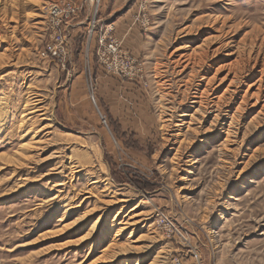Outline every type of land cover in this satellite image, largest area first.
Masks as SVG:
<instances>
[{"label":"rangeland","instance_id":"rangeland-1","mask_svg":"<svg viewBox=\"0 0 264 264\" xmlns=\"http://www.w3.org/2000/svg\"><path fill=\"white\" fill-rule=\"evenodd\" d=\"M263 59L264 0H0V264H264V99L229 125ZM208 64L244 76L219 124Z\"/></svg>","mask_w":264,"mask_h":264},{"label":"bare ground","instance_id":"bare-ground-1","mask_svg":"<svg viewBox=\"0 0 264 264\" xmlns=\"http://www.w3.org/2000/svg\"><path fill=\"white\" fill-rule=\"evenodd\" d=\"M210 45H211V42L207 41V39H206V40H204V43L201 46H199L198 48L193 50V56L196 58V60H194L193 58L191 60V58L189 56L180 54L179 55L180 59L176 60V66H177V69H178V74L179 75L180 74L183 75L189 68H192L193 69L192 71L195 73V71H198V70H196L194 68L195 66L196 67L200 66L201 69H204L205 67L202 68L204 66L203 64L206 63L204 60H205V57H208L207 52L205 54L204 50H205V48H208ZM215 54H216V52H215ZM235 55L236 54H232L233 57ZM259 58H260V54L259 53L257 55H255V58H253L255 60V66L259 65L258 64ZM203 62H205V63H203ZM207 68H210L211 70L210 69L209 70L206 69L207 71L206 72L204 71L205 74H202L200 76L201 77V86L203 88L201 87L202 89L200 88V90L197 93V95L195 96V98H193V103L192 104H194L195 107H196L195 108V113L196 114L197 113L201 114L203 116V118L204 117H208L211 114V115L214 116L215 122H217L219 124L220 121H222V118L225 117V109L228 107V105L231 102H233L234 98H237L236 96L239 93V91H238L239 88L238 87H240L242 84L243 85L245 84L243 82V77L244 76L240 77L239 76L240 74H237L235 72L236 71V70H234V69H236L235 65L230 66L229 69H226V66H218V68L213 69L211 65H209V67H207ZM260 75H261V77L255 83H252L251 85H249L248 89L244 92V95L241 97L240 105L235 109L233 114L230 116L231 123L229 122L230 123L229 125H233L235 120L237 118H240L241 112L243 111L244 108L246 110L249 107V105L252 108H255L264 99V59H263V65H262V70L260 71ZM224 85H226L225 86L226 88L223 90L222 94H220L221 93L220 89H222ZM232 88H234V90H232ZM27 103H29V104H27ZM39 104L40 103H39V101L37 99H35V98H27L26 106H25V108H24V110L22 112L23 114H25L23 116V120L22 121H24L25 119L29 118L27 116V112H29V113L33 112L34 114L36 112H41L40 110H38L40 108ZM30 106H33V107H30ZM262 109H264V105L262 106ZM28 121H29V119H28ZM45 130H46V127H44L41 130L29 128L28 132H25L27 135L28 134L31 135V139L21 146V149L24 151L23 152L24 160L27 161L26 163H23L21 166L28 165V162H31L32 160H35V159L37 160V158L40 157L39 156V151H41V149H44L43 146L45 145V143H47L46 141H49L48 140V138H49L48 133L45 134L43 137H41V135H43ZM27 135H24L23 138L27 137ZM44 147H46V146H44ZM47 150H48V148H47ZM37 162L40 163L39 160L36 161L35 163H37ZM47 176H48V174H47ZM43 178H44V176H43ZM25 180H26L25 181V185H28V184L30 185L31 183H33L31 179H28V180L25 179ZM60 185H61V183L59 184V186ZM22 187H23V185H22ZM53 200H56V197L52 198L50 201H53ZM95 224L97 225V223H95Z\"/></svg>","mask_w":264,"mask_h":264},{"label":"built area","instance_id":"built-area-1","mask_svg":"<svg viewBox=\"0 0 264 264\" xmlns=\"http://www.w3.org/2000/svg\"><path fill=\"white\" fill-rule=\"evenodd\" d=\"M76 12V9L71 4L55 3L49 7V28L53 31L54 37L57 38V35L59 36V39L56 41L57 45L55 46V50L59 51L63 56L65 55L66 43L63 41L61 33L58 34L55 29L58 28L65 19L76 14ZM111 48L115 50L113 46Z\"/></svg>","mask_w":264,"mask_h":264}]
</instances>
